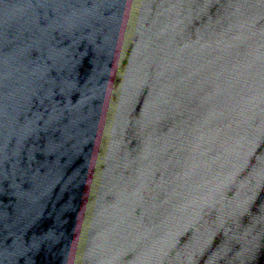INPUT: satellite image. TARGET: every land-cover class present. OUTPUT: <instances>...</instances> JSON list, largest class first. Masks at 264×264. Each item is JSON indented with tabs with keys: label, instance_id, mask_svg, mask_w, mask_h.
<instances>
[{
	"label": "water",
	"instance_id": "water-1",
	"mask_svg": "<svg viewBox=\"0 0 264 264\" xmlns=\"http://www.w3.org/2000/svg\"><path fill=\"white\" fill-rule=\"evenodd\" d=\"M0 264H264V0H0Z\"/></svg>",
	"mask_w": 264,
	"mask_h": 264
}]
</instances>
